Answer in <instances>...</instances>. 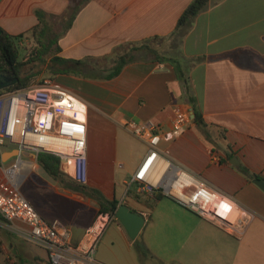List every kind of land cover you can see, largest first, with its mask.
I'll use <instances>...</instances> for the list:
<instances>
[{
  "label": "crops",
  "instance_id": "1",
  "mask_svg": "<svg viewBox=\"0 0 264 264\" xmlns=\"http://www.w3.org/2000/svg\"><path fill=\"white\" fill-rule=\"evenodd\" d=\"M192 1L0 0V28L13 36L32 37L38 12L49 31L61 22L54 55L70 72L57 74L54 86L88 107L89 183L78 185L61 164L57 179L38 158H24L22 194L47 222L68 228L74 244L100 212H109L100 200L145 219L138 241L115 215L98 246L100 264H264V191L243 172L264 180V0H211L176 40ZM170 38L173 55L148 46ZM136 52L142 56L119 76L102 79L119 56ZM177 108L189 113V125L173 141L162 140L160 151L252 216L241 236L170 197L136 193L132 180L149 146L123 120H153L170 130ZM27 228L0 217V264H50L46 249L16 231ZM138 244L149 252L146 261Z\"/></svg>",
  "mask_w": 264,
  "mask_h": 264
},
{
  "label": "built area",
  "instance_id": "2",
  "mask_svg": "<svg viewBox=\"0 0 264 264\" xmlns=\"http://www.w3.org/2000/svg\"><path fill=\"white\" fill-rule=\"evenodd\" d=\"M7 89L0 91V148L14 144L20 151L37 156L43 152L58 156L62 172L77 184L87 185V105L56 88L51 81L23 89ZM189 122V113L180 108L175 111L170 130H163L153 120H123V126L149 146L132 180L136 193L170 197L203 220L241 236L252 216L238 208L232 198L160 151L162 140L173 141L184 134ZM23 159L16 158L10 167L2 169L0 217L8 223L26 224V230L16 231L23 239L46 249L50 264H100L96 259L98 246L115 216L100 212L80 242L74 244L68 228L58 220L47 222L22 194L20 187L26 172Z\"/></svg>",
  "mask_w": 264,
  "mask_h": 264
},
{
  "label": "trees",
  "instance_id": "3",
  "mask_svg": "<svg viewBox=\"0 0 264 264\" xmlns=\"http://www.w3.org/2000/svg\"><path fill=\"white\" fill-rule=\"evenodd\" d=\"M210 1L211 0H193L180 17L176 31L173 33L172 37H176V40L180 39L185 31L191 26L194 18H196L198 14L208 6ZM38 16L40 18V25L34 28L31 32L37 41V46L33 48L31 55L29 54L26 61L20 59L19 50V43L25 36H13L0 28V72H12L17 74V76L20 78L18 83L7 90L23 89L33 86L36 79L41 74V69L47 65V59L49 56H51L50 60L52 61V64L58 67L57 69L52 70L54 75L70 72L64 68L66 66L65 64L68 62L54 55L56 51H61V49L57 46L56 39L47 41L49 28L46 23H44L41 13L38 12ZM73 19L74 16H72L69 20L68 27L71 26ZM146 43L147 42H145L141 47L135 46L132 48V50L138 51L139 49L147 47ZM54 46L57 47L56 50L52 52ZM132 61H134V55L132 56L131 54H125L123 56H119V58L116 60V65L102 79H114L115 77L119 76L124 67ZM1 156L2 155L0 154V159ZM38 162L51 176L57 179L62 178L63 174L60 171L61 160L58 156L46 152L39 153ZM243 172L250 178H259L257 175L252 176L246 169H243ZM156 196L159 198L164 197L160 193H156ZM100 204L105 210H109V212L104 213L115 216L116 210L118 209V203L116 201L111 202L100 200ZM138 249L142 260L146 261L149 258V252L143 248L141 244H138Z\"/></svg>",
  "mask_w": 264,
  "mask_h": 264
},
{
  "label": "rangeland",
  "instance_id": "4",
  "mask_svg": "<svg viewBox=\"0 0 264 264\" xmlns=\"http://www.w3.org/2000/svg\"><path fill=\"white\" fill-rule=\"evenodd\" d=\"M61 23V22H60ZM57 20H54L51 24L50 27V31L48 33V39L52 40L55 38V36H57L59 33H61L63 31V25H61ZM174 40L175 38H170L166 41H162V40H157V41H153L150 42L148 46H151L152 48H156L157 50H160V52L162 54L165 55H173L174 54ZM37 46V41L35 39V37L32 35V37H27L25 39H23L20 43H19V50H20V59L23 61H26V59L28 58L29 54L31 55V51L33 50L34 47ZM57 46H54L52 49V52H54L56 50ZM149 52V56H152L153 54ZM141 55V53L136 52V54L134 55V57L139 58ZM51 56L48 57L47 59V65L41 69V74L40 76H38V78L36 79L35 83L33 86H37V85H41L43 84L45 81H51L53 85H55L54 83V78L56 77V75H54L52 73V70L57 69L58 67L54 66L52 64V61L50 60ZM111 71V70H110ZM91 75H96V73H91ZM17 146L14 144H7L5 147L0 148V154L2 155L3 152H9L11 150L16 149ZM2 159V157H1ZM0 159V168L2 169H6L8 167H10L13 163L16 162V158H12L11 160H9L10 158H7V160H9L6 163H2V160ZM4 176V173H3Z\"/></svg>",
  "mask_w": 264,
  "mask_h": 264
},
{
  "label": "water",
  "instance_id": "5",
  "mask_svg": "<svg viewBox=\"0 0 264 264\" xmlns=\"http://www.w3.org/2000/svg\"><path fill=\"white\" fill-rule=\"evenodd\" d=\"M20 78L17 74L2 71L0 72V91L5 90L14 86ZM2 163H6L12 158H29V159H37L38 156L32 152L20 151L18 148L11 150L9 152H4L2 154ZM7 158H10L6 161ZM255 184L264 191V180L257 178L254 180ZM116 217L120 221V223L124 226L127 230L129 236L134 240H141V231L143 229L145 219L140 215L132 210H130L125 205L118 207L116 210Z\"/></svg>",
  "mask_w": 264,
  "mask_h": 264
}]
</instances>
